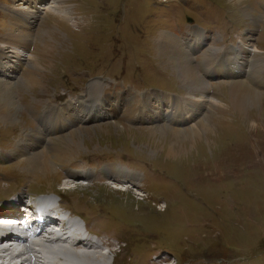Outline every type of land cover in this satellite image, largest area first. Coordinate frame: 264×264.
I'll list each match as a JSON object with an SVG mask.
<instances>
[{
    "label": "rangeland",
    "instance_id": "rangeland-1",
    "mask_svg": "<svg viewBox=\"0 0 264 264\" xmlns=\"http://www.w3.org/2000/svg\"><path fill=\"white\" fill-rule=\"evenodd\" d=\"M30 1L0 0V50L5 52L0 81L14 89L15 111H19L11 120L0 118V153L11 155L1 153L6 158H0L4 165H0V197L8 196L15 187L11 181L22 175V182L28 183L22 188L25 194L64 190L69 206L115 243L107 253L108 264H165L150 262L159 250L156 255L161 258L173 257L170 264H264V96L257 105L240 110L232 93V86L240 81L264 93V0H242L261 13L258 26L249 19L255 20L254 15H245L243 6L233 0H58L70 15L74 13L70 18L50 10L57 0H39L37 6L36 2L29 5ZM10 19L19 26H31V45L20 56L2 42L13 38ZM190 19L211 30L203 45L192 51L193 63L200 60L201 64V52L211 45L213 57L217 51L220 54L207 62L209 68L214 67H210L213 61L215 66L229 65L218 67L221 74L213 76L199 66L208 85L202 90L207 100L188 103L191 111L183 116L188 121L178 123L176 119L181 118L175 117V108L188 102L189 88L163 54L161 39L168 32L197 39L191 27L198 33L202 28L191 25ZM179 40L184 42L182 37ZM242 43L250 48L244 54L241 48L235 49ZM226 45L240 54L224 58ZM33 64L40 66L34 77L41 79V87L24 79ZM231 67L235 76L223 74L233 72ZM95 81L103 84L104 89H98L103 90L101 101L110 96L123 109L117 119L106 111L109 101L98 117V110L86 114L78 106L89 99L86 90ZM130 87L144 93L133 97ZM133 99L136 104L124 109ZM142 105L140 118H131L130 110ZM65 109L69 125L60 129L66 123H56L59 119L51 114L62 110L63 115ZM69 112L81 113L82 120L72 119ZM204 120L211 126L209 131L198 130ZM112 123L131 129L118 134ZM161 125L186 126L193 132L158 136L138 130ZM83 126L92 128L93 137L72 143L73 152L66 160L54 159L55 153L48 148H62L70 142L68 133ZM28 133L32 136L27 138ZM34 153L39 154L38 165L29 162L28 156ZM104 153L102 157L119 154L117 159L125 155L132 164L124 163L129 177H141V181L145 176L142 187L147 190L101 181L103 161L88 171L94 175L93 183L63 179L61 171L67 168L80 173L89 168L70 162ZM103 214L113 219L105 221Z\"/></svg>",
    "mask_w": 264,
    "mask_h": 264
},
{
    "label": "bare ground",
    "instance_id": "bare-ground-1",
    "mask_svg": "<svg viewBox=\"0 0 264 264\" xmlns=\"http://www.w3.org/2000/svg\"><path fill=\"white\" fill-rule=\"evenodd\" d=\"M233 1L236 3V5L243 6L242 9H243V12L245 13V15L246 14L254 15L255 20H253V18H252L253 16L249 17L247 15L251 21V24L254 23L258 26L261 23V22L259 23V20L262 19V15L258 10H256L254 7L243 5L242 0H233ZM34 2H36V6H37V2H39V0H31L29 2V5L33 6ZM45 6H43L42 8L46 9ZM50 10H52L54 12L61 13L63 15H66L69 18L72 16L73 17L75 16L74 13H72V12H71L72 15H70L69 10H67V11L64 10V7L62 6V4L58 0L50 7ZM33 17H30L29 22H32L31 20ZM23 26H25L24 29L22 28ZM30 27H28L26 25L19 26V24H14L12 19L9 20V30H11L10 34L12 35L13 38L5 37V39H3L2 42L6 45L7 48H10V50H9L10 52L18 53L17 55L20 56L21 52L27 51L25 49L28 48L27 46L31 45L32 34H30L29 33L30 30H28ZM189 29L190 28H188L187 30H189ZM18 32L20 34H18ZM201 34L203 35L202 31L198 35L196 46L199 45V40H200L199 36ZM28 37H29V39H28ZM179 37H180V35L175 36L173 34H170L169 32L163 33V36L161 39V45L163 47V54L168 57L169 61H171L172 63L175 64V66L177 68L176 71L178 72V75H180L179 77L181 79V82L184 85H186V87L189 88L188 93H190V96H189L188 102L185 104V106L181 105L182 104L181 103V104L176 105V108L174 107L175 108V113H174L175 117H180L181 121H183V117L181 115L184 113V111L185 112L191 111V108H188L189 107L188 103L197 102V101H204V100H207V97H208V95L202 91L205 88H207L208 85L206 83V80L204 79L205 77L201 73V70H200L201 68H199V66L203 65V70L206 71L207 74L210 72L218 74L219 69H218V67L217 68L216 67H212V68L207 67L209 65V64L207 65V62L214 58L213 54H212V50H215V48L213 46L209 45L202 52L201 56L203 58V61L201 64H199L200 60L197 63H193V60H192V58L194 59L193 53L189 51V49L191 48V45L193 44V41L190 39H187L185 37L184 42H182L181 40H179ZM242 38L246 39V42H248L246 37H242ZM10 40H11V42H10ZM23 42H25V44ZM203 42L204 41H202L201 43H203ZM256 45H257V42H256ZM240 46H241L240 47L241 49H244V50L248 49V48H246V46H244L243 43ZM217 48H222V47L217 46ZM248 50H250V48ZM253 52L258 53L257 51H253ZM235 54L239 55L240 53H237L236 50L232 49V52H231L229 58H233ZM4 56H5V52L3 50H0V65H1V61L3 60ZM204 64H206V65H204ZM30 67L31 68L25 72L24 79L27 82H29V85H32L33 87H41L42 86V83L40 81L41 79H39L37 76L34 77V75H36L39 72L40 66L33 64ZM262 69H263V67H262ZM254 70H255V68H254ZM254 74L256 75L255 72H254ZM258 74L259 73H257V77L261 78V77H259L261 74L259 76H258ZM253 78L256 79V76ZM263 81L264 80L262 79L261 83H263ZM26 85H28V84H26ZM90 88L91 89H89V87H88V90H86V92H87L86 95L89 96V99H87L86 101H80L79 106H80V109H83L84 113L95 114L96 113V112H94L95 105L103 102V101H101V98H100L103 90H101V91L98 90L100 88H103V84H100V82H96V84H93L92 86H90ZM232 93L234 95L235 101H237L236 105L240 110L247 108L248 105H252V106L257 105L260 102V100L262 101V96H264V93H261V92L254 90L253 88H251L249 85H247L243 81L237 82L232 86ZM0 95H1V97H0V118H2L4 120H11L19 113V111H15L18 108V106L15 105L14 98H13V96L15 95L14 89L10 88L9 86L6 87V83L4 81H0ZM107 97H109V99H110V96H107ZM107 97H106V99H107ZM153 98L156 99L157 96L153 97ZM171 100H172V102H174V99H171ZM185 108H188L187 111L185 110ZM117 110H118V108L116 106H114L112 108L113 113L117 114V116H118ZM136 111L139 113L136 114L137 113ZM142 111H143V105L139 106V108L137 110L131 109L129 115L131 118L138 117V119H139ZM247 112L248 111L243 112V113L247 114ZM57 113L59 115V112H57ZM69 115H72V119H74V118L76 119L77 117L78 118L81 117V113H80V115H77V114H73V113L69 112ZM142 116H144V115H142ZM112 124L115 127V129L118 130V132H117L118 134L128 133V131L131 129L130 127H128L126 125L119 126L117 123H112ZM208 125H209L208 122H206L204 120L200 124H198V130L209 131L211 126L208 127ZM59 126L61 127L62 125H59ZM59 126H57V127H59ZM102 127L105 129L104 126H102ZM161 127H163V128H160L159 126H155V127H149V128H139L138 130L146 129V131H148L149 134L158 135V136H162V135L168 134V133H171L173 136H179V135L187 134L185 132H188V133L193 132L192 131L193 129L187 128L186 126L184 128H177V127L174 128V127H171L169 125H163V126L161 125ZM119 129H122V130L120 131ZM88 130L89 131L91 130V131L89 132ZM150 131H152V132H150ZM68 136H70V142H65V144L62 146V148H59L56 146L53 147L52 153L53 152L55 153L54 159L55 158L61 159L62 161L64 159L66 160L69 157V155H71V152H73L74 148L71 149L72 143L75 146L76 145L75 143L80 144V142H78L79 139H83V138H87V137L88 138L93 137L92 128L83 126L82 128H79L77 130H73L72 132H70V134L68 133ZM66 144H68V146H66ZM38 155L39 154L34 153V154H31L30 156H28L29 162L33 163V165H35V164L38 165L39 164ZM0 157L3 158V157H5V155L0 153ZM107 168L109 169L110 172L117 173L120 177L127 175L126 171L120 166H114L113 165V166H110ZM69 175L72 177V179L74 177H76L74 174H69ZM133 177L139 179V177H136V176H133ZM65 179L67 180V178H65ZM75 181H77V180H75ZM63 229H65V230L67 229V226L65 223H63ZM109 244L112 245L111 242L107 243L106 245H109ZM74 246L77 248L73 249V250L66 249V248H59V249L54 250L55 254H56V259H54L52 262L47 261L46 264H70V261L67 258L69 254H70V256L75 255V256L80 258L78 260V262H80V263H76V264H108L110 258L107 256V253H108V251H110L113 248V247H110L109 250L107 249L108 251H102L98 244H93L89 248H87L86 250L81 251L78 248L86 246L85 242L82 239L78 240ZM45 249L48 252H52V250H53V249H49V248H45ZM83 261H84V263H83ZM0 264H11V262L6 256L0 255Z\"/></svg>",
    "mask_w": 264,
    "mask_h": 264
}]
</instances>
